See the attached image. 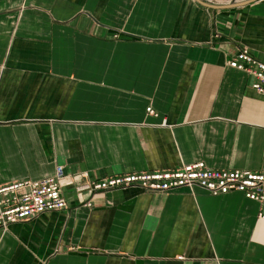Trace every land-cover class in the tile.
Wrapping results in <instances>:
<instances>
[{
    "label": "crops",
    "instance_id": "crops-1",
    "mask_svg": "<svg viewBox=\"0 0 264 264\" xmlns=\"http://www.w3.org/2000/svg\"><path fill=\"white\" fill-rule=\"evenodd\" d=\"M243 47L264 61V0H0V188L61 167L68 206L0 232V264H264V211L239 193L75 191L264 172V97L228 67Z\"/></svg>",
    "mask_w": 264,
    "mask_h": 264
},
{
    "label": "built area",
    "instance_id": "built-area-1",
    "mask_svg": "<svg viewBox=\"0 0 264 264\" xmlns=\"http://www.w3.org/2000/svg\"><path fill=\"white\" fill-rule=\"evenodd\" d=\"M199 1L207 8L223 9L259 0ZM228 67L249 75L253 80L251 88L264 97V61L243 47L238 49L229 61ZM146 112L153 114L151 108ZM64 179L63 169L57 167L51 177L0 188V232H4L13 224L28 222L45 213L67 210L68 206L60 189ZM133 188L160 194L184 188L190 190L197 188L213 197L239 193L245 199L259 204L264 211V172L213 170L201 162L185 165L176 170L126 174L98 181L84 180L76 186L75 191L96 195ZM259 216L263 217V213L261 212Z\"/></svg>",
    "mask_w": 264,
    "mask_h": 264
},
{
    "label": "water",
    "instance_id": "water-1",
    "mask_svg": "<svg viewBox=\"0 0 264 264\" xmlns=\"http://www.w3.org/2000/svg\"><path fill=\"white\" fill-rule=\"evenodd\" d=\"M244 5H246V4H244ZM241 6V5H240Z\"/></svg>",
    "mask_w": 264,
    "mask_h": 264
}]
</instances>
